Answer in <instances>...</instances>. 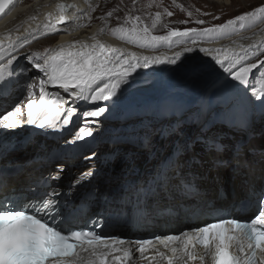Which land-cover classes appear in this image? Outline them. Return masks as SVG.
Instances as JSON below:
<instances>
[{
	"label": "snow or ice",
	"instance_id": "snow-or-ice-1",
	"mask_svg": "<svg viewBox=\"0 0 264 264\" xmlns=\"http://www.w3.org/2000/svg\"><path fill=\"white\" fill-rule=\"evenodd\" d=\"M11 5L13 0H0V18L7 14L6 10H11ZM69 9L80 11L75 4L58 3L55 15L47 13L48 22L43 24L44 35L59 31L57 25H68L79 18L75 13L69 15ZM164 14L169 17L173 15L167 9ZM188 15L192 16V13L188 12ZM107 16L111 17L112 12L109 11ZM161 17L162 13L156 12L149 26L143 23L140 16L126 15L124 26L111 31L114 35L121 33L122 39L127 37L141 47L155 49L163 43H174V38H186L195 47L237 34L258 22L264 23V4L225 23L199 29L172 28L165 35H154L153 30L161 23ZM213 19L219 17L214 16ZM195 23L203 25L205 21L197 19ZM8 46L12 47V43ZM23 46L21 43L20 47ZM194 47H185L183 52H192ZM199 51L210 55L215 65L240 85H248L250 78L256 79L257 75L264 78V59L259 58L264 55V39L247 46L239 44L235 49L200 47ZM4 52V44L0 42V53ZM181 55L178 52L172 57L142 56L107 45L96 36L91 38V43L77 40L57 48H45L42 53H32L25 57L31 68L22 67L19 73L37 72L39 98L35 99L36 93L32 91L36 85H28L26 118H22V109L17 106L0 117V128L16 129L26 124L39 129H55L61 118L63 125L72 122L77 109L61 107L62 99L52 96L47 90L48 86L70 93L77 100L97 105L95 110L83 111V117H101L110 109L99 106L98 102L111 101L114 104L137 69L165 63L176 64ZM14 61H17V56L10 55L6 63H0V91L5 90L17 74ZM259 83V89L253 90L252 95L264 107V79H260ZM171 132L179 133L180 129L173 128ZM86 136H92V130L82 127L76 139L82 140ZM150 143L148 138L142 146L147 148ZM212 152L214 154L207 161L195 157L191 161L201 168L207 165V172L216 173V181L222 178L225 171L241 174V169L251 171L256 163L247 158L242 145L230 149L214 143ZM180 167L179 162L162 167L152 176L151 187L148 184L138 186L134 209L122 207L116 213L117 219L127 220L131 215L132 220L139 222L149 216L171 217L183 213L189 217L209 215L214 222L175 234L154 235L150 239H122L118 235L61 227L77 212L82 214L83 209L70 205L67 196L63 200L58 199L61 194L57 189H52L42 198H28L26 193L15 190L0 191V264H134L137 259L146 258L145 253L149 251L154 253L151 261L159 258L167 264H208L209 260L211 264H264V188L250 191L249 201L254 200L258 206V214L251 219L233 217L225 209L198 199L193 205L161 204L157 196L152 195L153 189L156 193H168L179 175ZM92 175L91 172L83 173L80 179ZM59 178V175L55 177ZM180 181L182 199L196 198L202 194L186 178L181 177ZM0 183L7 186L4 182ZM94 194L93 191L90 196L94 197Z\"/></svg>",
	"mask_w": 264,
	"mask_h": 264
},
{
	"label": "bare ground",
	"instance_id": "bare-ground-1",
	"mask_svg": "<svg viewBox=\"0 0 264 264\" xmlns=\"http://www.w3.org/2000/svg\"><path fill=\"white\" fill-rule=\"evenodd\" d=\"M91 1L92 0H33L29 3H25L26 5L19 3V0L15 1V3L10 6L11 10H6L7 14L3 15V18H0V30L3 29V26H5V28L8 27L6 30L0 31V42H2L5 47V52L0 53V63H4V61H7V59L10 58V55H14L35 40L37 41L36 44L31 47L32 52L33 50L35 52H39L40 49L46 48L54 39L56 41L53 48H57L61 45H66L69 42L77 40L91 43V38L96 36L97 39L107 45L120 48L128 52H136L138 55L142 56L172 57L175 53L180 52L182 55L180 56V59L177 60L178 66H176V70L170 73L167 71V68L172 64L168 63L152 65L149 68L137 69V71L143 74H149L152 77H154L153 74H156L158 77H154L153 79L158 81H155V84H152L154 81L151 83H145V81H142V84H138L134 88L120 95L121 97H124L123 100L118 101L121 109L125 105V102H130V99H139L140 103H137L138 105L156 104L160 105V107H155L139 114H133L130 112V118L125 121L120 119L121 115L117 117H83V111L91 110V102L77 100L70 93H65L61 89L48 86L47 90L50 94L52 93L54 96H58L62 99V103L60 105L61 107L69 108L70 106L74 105L75 107H73L77 109V111L74 115L73 121L68 125H63V118H61L60 122H58L57 128L41 129L40 134L36 136H30L26 147H21L16 151L7 153L4 161L17 159L24 163V170L22 173L11 177L10 187L24 182L33 173H43L44 175L49 174L53 183H56V185L59 186L63 184L64 176L67 173L69 174L67 180H70V177H72L73 183H77L83 173L91 172L93 173L91 179L96 178L98 180L97 182L101 192H106V187L109 186L108 192L110 194H115V191L110 190L112 187L117 189V186L126 180H136V182L146 183L149 174L154 175V173H156L160 168H167L174 162H179L181 165L179 169V175L174 180L170 191L168 193H156L155 191L152 193V195L157 196L161 204H172L178 199L181 177L192 181L194 184H197L202 194L199 197H196V202L198 199L203 203L205 202L206 198H209V200H213L216 206H222L223 204L228 205L233 200V196L231 194L232 189L237 195L240 196L248 192L245 187L246 181H251L250 178L257 177L258 175L264 177V170H262L260 174L258 170L259 168L264 169V138L248 139V135H257L255 132V127H257L259 132H263L264 134V127H260V122L258 121L259 117H257V121L254 119L259 114H257L258 112L256 110L252 109L248 98L235 96L233 100L227 102L225 106L219 110H211V108H206L201 105L194 108H189L181 117H163L160 113V108L162 102L166 103L170 101H183L189 107L193 104L195 105V103H198L199 94L203 92L210 82V75H212L213 72L218 69V66L215 65L214 61L211 60L210 55L199 51L200 47H223L235 49L239 44L247 46L260 39H255V41L252 42L250 40L245 41V39L238 38L234 41H224L220 44L217 43L214 45L198 44L195 47L193 45H186L185 47H194V51L183 52L185 47H179L169 49L164 54L160 55L159 53L158 55L156 52L149 50L144 51L135 46L131 47L128 44L119 41V39H115L119 36V33L114 35L112 31L108 29L107 25L104 24L105 20L103 21V19L107 16L109 11H111L112 16H114L115 11H113V8L116 6L119 0H97L94 4H91ZM212 1L222 2L226 5L231 3L230 0ZM58 3L75 4L77 9L80 11H76V9H69L68 14L72 15L75 13V15L79 18L76 19L74 23H69L68 25H57L59 31H55L49 35H44L43 24L48 22L46 20V15L49 12L55 15L56 5ZM130 4L131 6L134 5L133 1ZM89 5H91V8ZM18 12L19 14L14 18L15 14ZM85 12L88 13V15H84ZM96 13L99 15L97 16ZM89 17L91 18L89 19ZM99 20L102 22L99 28L96 27L97 29H90L92 28L90 27L91 24ZM65 28L67 29L66 31ZM101 29L105 30L101 31ZM259 30L260 28H256L253 30V32L256 34ZM261 30H263L261 35H264V28ZM104 33L108 35L110 34L109 37H106ZM259 37L264 39V36H258L256 38ZM10 42L12 43V47L8 46ZM21 43H23V47H20ZM17 67L19 69L22 67L31 68V65L26 64L25 60H22ZM137 71L135 73H137ZM37 75V72L32 70L24 73L23 75L19 73L16 77L14 76L12 78L14 85H10L5 90H3L6 92L8 89L7 97L5 99H0V111L5 107H9V104L12 106L17 102L15 96L17 94L23 93L25 85H27L30 80H35V82L39 85V79L37 78ZM39 75L42 76V74ZM26 77L28 79H25ZM20 84H24L23 88H19ZM167 90L169 91L167 92ZM173 91L178 93L177 97H180L181 100H177V98L170 99L168 97L170 92ZM155 92H159L158 94L165 95V98H168H163V101L159 102L155 98L151 99L146 97ZM67 100H71V103L68 104ZM137 100L136 102H138ZM238 109H240V111L244 110L246 112V118L250 121V131H246L241 128H229V135H234L233 139L229 140L230 142H226V140H228V138H226V128L220 127V129H222H219V131L216 130V134L217 136H220V140H224L222 145L227 146L230 149L237 145H242L245 153L247 154V158L250 161H254L256 163H254L251 171L246 172L245 169H241V174H232L229 171H225L222 175V178L219 181H216L214 180L216 173L214 171L207 172V165H205L204 168H201L199 164H193L191 161V158L193 157L201 161L209 160L211 155L214 154L212 150L207 155H201V144L197 142L198 146H193L192 150L186 153L190 156L187 160V155L184 153L186 149L184 147L183 136L188 135L191 138L195 137V139L204 138L205 136L203 137V135L205 134L203 133V125L205 122H209L214 119L215 121L219 120L225 124L227 118L232 117L233 119V114ZM7 111L8 110H4L0 112V116ZM191 116L192 118H197V122H193ZM251 120L254 125L251 124ZM171 122H176L178 124V128L180 129L179 133L181 136H179L177 133L171 132ZM113 123L116 124L117 127H120V131L117 133L113 131V133L109 134L107 127L109 125L111 126ZM91 124H96L97 127L95 133L92 131V134H95L94 144L90 145L77 159L73 160L72 162L60 160L49 168L47 163H45L42 158L46 156L50 147L55 146L58 148L59 146H62L65 148L69 143L73 142V138H76V136L79 134L80 128H90ZM159 124H161L162 128L166 126V129L164 132H162L163 134H158L155 136V133L152 131V129ZM209 125L205 126L206 132H210L207 130ZM60 129L65 130V133L62 137H55L54 135L52 137H48L50 130H55V132H58ZM25 132L27 131L23 128V126L16 128V131L13 132L14 137L8 139V143L4 146L2 151H5L11 146L12 142L18 138L16 136H20ZM43 132H46L45 136L41 135ZM173 134H177L176 136H178L180 139L179 144L175 146V150L179 151V153L177 157H171L169 160L170 157L168 156L167 159H165L164 155L168 147L169 137H171ZM112 136H126L127 141L125 144L118 143L116 145L110 146L109 139ZM148 138H150L151 143L149 147L145 148L142 146L144 144L143 141ZM132 147H138L139 149ZM204 147L207 148V144H204ZM150 149L151 158H144V154ZM111 153H116L114 159L105 158L101 160L102 154L107 155ZM123 153L126 155L124 161H117ZM33 158H37L39 160L37 162L28 163ZM70 163H72L71 167L69 165ZM245 172L246 174H244ZM57 175H59V179H55ZM255 180L262 184V179L256 178ZM220 185L227 189L229 199L225 202H221L218 199V190ZM116 196L114 199H116ZM152 221L153 223L148 224V226H154V231L160 234L162 231L161 228L163 222L156 219H153ZM164 223L166 226L170 225L174 228H180L181 224H183V219L174 218L169 222L165 221ZM163 234L165 233L163 232Z\"/></svg>",
	"mask_w": 264,
	"mask_h": 264
},
{
	"label": "rangeland",
	"instance_id": "rangeland-1",
	"mask_svg": "<svg viewBox=\"0 0 264 264\" xmlns=\"http://www.w3.org/2000/svg\"><path fill=\"white\" fill-rule=\"evenodd\" d=\"M31 1H33V0H19V3H23L24 5H26L25 3H29ZM96 1L97 0H92L90 3L94 4ZM132 1L133 0H127V1L126 0H119V2L113 8V11H115L114 16H111V17L106 16L103 19V21L105 20L104 24L107 25L109 30L124 26V17L126 15L140 16L143 23L150 26L152 19L155 16V13L161 12L162 13L161 23L157 25L156 29L153 30L152 34H154V35H165L168 32V30L172 29V28H179V29H182V28H198L199 29V28L210 27V26H212L214 24H218V23H225L227 20L233 19L237 15H240L246 11H250L253 8H255L256 6L264 4V0H230L231 3L227 4V5L222 3V2H217V1H212V0L211 1L210 0H154V2H153V0H135L136 3L131 6L130 3ZM149 4H151V7H149ZM26 8H27V6H26ZM165 9H167L168 11H171L173 13V15L171 17H169L166 14H164ZM188 12H191L192 16H189ZM205 13H208V15H205ZM96 14H97V16L99 15L98 13H96ZM214 16L219 17V19H213ZM197 19H203L205 21V23L203 25L197 24V23H195V21ZM21 20H23V19H21ZM180 21H188V23H180ZM101 23H102L101 20L93 22L90 26L92 28H90V29L99 28ZM263 26H264V23L258 22L255 26L241 30L237 34L218 39L214 42H204V43H200V44L214 45L217 43L220 44L224 41H231V40L234 41L238 38L245 39V41L250 40L252 42H254L255 39L256 40H258V39L262 40L260 37L259 38H256V37L264 36V35H261V32H263V30H261V29L264 28ZM2 28L3 29L0 31L6 30L8 27L5 28V26H3ZM256 28H260V30L255 34L253 32V30ZM104 35L106 37H109L110 34L108 35V34L104 33ZM121 35L122 34L119 33V36L116 37L115 39H119V41L126 43L131 47L135 46V47H138L144 51L145 50H149V51L158 50L159 51L162 49H173V48L185 47L186 45H192L191 41L187 40L186 38L183 40H181L179 38H174V40H175L174 43H171V44L163 43L161 45H158L155 49H153V48H149V47H141L139 45V43H132L129 41V39L127 37L122 39ZM6 38H7V36H6ZM36 41L37 40L31 42V44H28L26 47H24L19 52L14 54L17 56V61H14L13 66L16 69L17 74H19V68L17 66L19 63H21L22 60H25L26 64H29V62L25 59V57L28 55H31L32 53H35L34 50L32 52L31 47L36 44ZM55 41L56 40L54 39L46 48H53ZM37 45H38V43H37ZM44 49L45 48L40 49L39 52L42 53L44 51ZM259 58L264 59V55H262ZM6 62L7 61H4V63H6ZM262 70H264V69H262ZM17 74H16V76H17ZM153 76L156 78L158 77L156 74H153ZM154 77H152L149 74H143V73L137 71V73H135L131 76V78L129 79V82L127 84L136 83V82L142 83V81H145V83L146 82L151 83L154 81L152 84H155L156 83L155 81H158V80L153 79ZM260 79H264V78H261V77H259V75H257L256 79L250 78L248 85H240L239 82L231 80L230 76L227 73H224L223 70L220 69L218 66V69L216 71H214L212 75H210V82H209L208 86L203 90V92L201 94H199L198 103L197 104L195 103V105L193 104L192 106L188 107L186 110H188L189 108H194V107L200 106V105L203 107H206V108H211V110H213V109L219 110L223 106H225V104L227 102L233 100L235 96L245 97V98L249 99V102H250L252 109H254L258 112V113L257 112L256 113L259 115H257L254 119L257 121L258 120L257 117H259L258 121L260 122V127L263 128L264 127V123H263V121H264V107H262L260 102L256 99H254V97L252 95L253 90L259 89ZM33 84L36 85V87L32 89V91H34L36 93L34 98L38 100V98H39V87L38 86L39 85L35 82V80H30L28 82V84L25 85L23 93L17 94L15 96V99L17 100V102L15 104H13L12 106L9 104L8 105L9 107H5L0 112H2L4 110L5 111L8 110L7 112L13 111L15 107L19 106L23 112L22 118H24L25 114H26L25 105L27 103V96H28L27 86L33 85ZM10 85H14V81H12V83H10L8 86H10ZM23 85L24 84H20L19 88H23ZM165 87H167V86H165ZM7 91H8V89H7ZM7 91L6 92L1 91L0 99H5L7 97ZM51 95L54 96L52 93H51ZM177 96H178V93L173 91V92H170L169 98L170 99L177 98V100H181L180 97H177ZM123 98L124 97H121L119 95L118 99H116V102L114 104L111 101L98 102L99 106H107L110 109L109 111L104 113L102 116L103 117H117L120 114H123V112H120L121 107H120V104L118 103V101L123 100ZM67 102L69 104V103H71V100H67ZM73 106L74 105L70 106L69 108H74L75 106L74 107ZM90 106H91L90 107L91 110H93L94 108L97 107L96 104H92V103L90 104ZM234 106H236V105H234ZM155 107L159 108L160 105H156V104L138 105L137 108L132 110V113L133 114L134 113L139 114V113L145 112L147 110H151ZM7 112H5L4 114H6ZM3 115H1L0 117H2ZM130 116L131 115H129V117ZM173 117H175V116H173ZM191 119L193 122H197V120H198L197 118H194V117L192 118V116H191ZM174 123L175 122L170 123V127L172 129L177 128V126H175ZM184 123H186V122H184ZM210 123H212V124H210ZM251 124H253L252 120H251ZM207 125H209L207 130H209L210 132L205 131V126H207ZM203 127H204L203 133L205 134V135H203V137L205 136L204 138L195 139V137L191 138L188 135L183 136L184 147L186 149L184 151V153H185V155H187V160L189 159L188 157H190V156H189V154H186V153L189 152L190 150H192L193 146H198L197 142H199V144H201V149H202L201 155H203V156L210 153V151L213 148L214 143L215 144H217L218 142L221 144L224 143V140L223 141L220 140L221 139L220 136H217V134H216L217 133L216 130L219 131L220 127L226 128V130H227L226 138H228V140H226V142H230L229 140H232L234 137V135H229V133H228L229 127H227L224 124V122H221L219 120L215 121L214 119H212L209 122H205ZM90 129L95 132L97 130L96 124L95 125L91 124ZM107 129H108L109 134L113 133V131L116 129V124L113 123L111 126L109 125L107 127ZM165 129H166V126L162 128L161 124H159V125L155 126L152 129V131L155 133V136H157L158 134H160V135L163 134L162 132H164ZM255 129H256L255 132L257 135L256 136H254L253 134L249 135L248 139L249 138L250 139H252V138L263 139L264 138L263 132L262 133L259 132L257 127H255ZM236 133H237V131H236ZM177 134H179V136H181L180 133H177ZM177 134H173V135H171V137H169L168 147L165 151L164 158L172 151V147L176 144V140H177V145L179 144L180 139L178 138V136H176ZM192 140H194V141H192ZM200 141H202L203 143ZM143 143H146V142L143 141ZM204 144H207L208 147L205 148ZM132 148H138V147H132ZM150 152H151V149L149 151H147L143 157L150 159L151 158ZM118 160H119V158H118ZM121 160L123 161L122 157H121ZM204 161H207V160H204ZM185 163H186V161H185Z\"/></svg>",
	"mask_w": 264,
	"mask_h": 264
},
{
	"label": "water",
	"instance_id": "water-1",
	"mask_svg": "<svg viewBox=\"0 0 264 264\" xmlns=\"http://www.w3.org/2000/svg\"><path fill=\"white\" fill-rule=\"evenodd\" d=\"M183 29H185V28H182V29H180V30H183ZM169 49H162V50H154L153 52H156V53H158V55H159V53H160V55H162V54H164L165 52H167ZM176 66H178V63H176V64H172V65H170L168 68H167V71L170 73V72H173L174 70H176ZM183 68V67H182ZM168 72H166V73H168ZM203 78V77H202ZM138 84H142V83H138V82H136V83H130V84H127V85H124L123 86V88H122V90H121V92L118 94V96L119 95H122V94H124L125 92H127V91H129L130 89H132V88H134L136 85H138ZM169 90H167V92H168ZM159 93V92H158ZM158 93H153V94H151V95H148V96H146V97H149V98H151V99H156L157 101H159V102H161V101H163V98H165V95H162V94H158ZM169 97V96H168ZM168 97H166L165 99H167ZM136 100L137 99H130V102L129 103H126L125 102V105L123 106V108H126L127 106H131V107H133V106H138V104L137 103H140V100L138 99L137 101L138 102H136ZM171 102V101H170ZM166 103H168V102H166ZM166 103H163L162 102V105L163 104H166ZM11 130H13V129H3V128H0V133H3V132H9V131H11Z\"/></svg>",
	"mask_w": 264,
	"mask_h": 264
}]
</instances>
